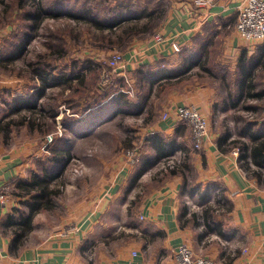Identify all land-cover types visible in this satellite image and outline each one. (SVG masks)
<instances>
[{
  "label": "crops",
  "instance_id": "1",
  "mask_svg": "<svg viewBox=\"0 0 264 264\" xmlns=\"http://www.w3.org/2000/svg\"><path fill=\"white\" fill-rule=\"evenodd\" d=\"M163 1L168 2L169 8L162 6L160 9L164 14L157 26L158 34L179 43L181 52L176 55L168 52L155 45L152 37L144 42L134 40L129 48L128 57L132 58V63L127 80L129 85L143 84L146 98L142 104L141 99L132 101L121 92L129 104L130 114L146 117V130L141 132L146 136L142 138L144 151L137 166L139 171L132 178L129 167L120 164L117 174H101L97 187L88 189L91 193L85 200H80L74 215L65 221L66 225H73L69 230L55 232L15 255L9 251L10 235L0 227V264H88L84 257L86 243L95 244L93 248L97 249L91 264H175L174 252L184 244L195 255L215 264H264V167L258 168L250 161L240 162L237 148L225 151L228 148L220 145L224 135L220 136L216 131H208V138L196 151L186 125L172 120L163 123L157 117L168 109L192 105L210 121L214 115L230 109L223 103L219 106L211 83L196 78L187 81L188 74L200 71L198 67L188 74L177 75L189 56L198 59L202 54L206 55L209 68L215 62L213 55L222 57L232 73L233 84L238 83L252 61L261 58L252 70V76L258 89L264 88V43L243 41L235 32L237 10L242 0ZM200 2L204 4L200 5ZM139 70L146 77L145 82L140 80ZM115 96L108 100L114 99L111 104L116 101L120 106ZM116 105V113L115 108L109 114L99 111L98 118H92L89 109H83L82 117L78 119L82 120V126L88 127L89 134L77 142L94 138L103 128L108 138L116 137L107 127L128 114L122 105V109ZM260 131L263 143V128ZM246 138L245 144H248V136ZM134 140L128 145L134 144ZM31 147H19L0 156V191L7 187L9 198L5 204L0 203V225L16 208L18 200L11 196L14 183L30 176L35 157ZM166 155L165 159L161 158ZM160 166L179 167L175 175L168 172L158 188L137 198L136 210L132 213L130 202L136 193L134 183L146 181L151 168ZM192 171L196 182L193 191H186L189 186L186 173ZM147 183L157 184L150 178ZM197 194L201 199L215 201L212 207L217 200L223 199L221 215L216 216L215 222L224 237L217 231L206 230L202 219L199 220V213L191 211L188 200H194ZM194 214L196 220L192 217ZM129 218L132 225L126 228L128 236L124 234L125 238H117L116 245L113 241L106 242L107 237L113 235L115 224Z\"/></svg>",
  "mask_w": 264,
  "mask_h": 264
},
{
  "label": "rangeland",
  "instance_id": "2",
  "mask_svg": "<svg viewBox=\"0 0 264 264\" xmlns=\"http://www.w3.org/2000/svg\"><path fill=\"white\" fill-rule=\"evenodd\" d=\"M167 3L163 0H0V129L4 128L0 130V156L19 147L32 146L31 153L35 155L32 159V173L41 171L44 166L51 167L54 172L58 170L57 166L50 163L55 148L63 149L72 156L58 181L52 184L57 192L50 201V205L54 206L52 211L36 215L33 222L34 231L29 234L22 249L41 243L55 232L69 230L73 225H66L65 221L74 215L80 200H85L91 193L88 189L97 187L100 175L107 172L117 174L121 164L120 166L129 167L133 178L140 169L137 166L144 151L142 138L146 133L142 135L141 132L142 129L144 132L146 130V117L132 116L129 107H124L125 113L128 112L124 115L125 118L120 116L124 121L117 120L107 127L111 134L113 132L117 135L112 138L105 135L107 132L104 134L103 128L94 138L77 142L78 135L89 134L88 127L79 124L78 118L82 117L86 106H89L92 118H98L99 111L109 114L117 102L111 104L114 99L109 101L108 98L121 92L126 93L132 101L141 99V103L144 102L145 86L139 82L128 84V68L132 63V58L128 57L131 50L129 48L134 40L144 42L158 35V25L145 34L140 32L145 24L142 20L123 24L124 29L132 28L130 30L136 32L124 46L120 39L109 38L106 33L96 32L86 24H79L67 14L80 15L91 10L94 18L105 20L110 16L107 11L113 10V7L131 6L133 10L141 13V9L147 8L161 9L164 6L168 9ZM38 7L42 9L43 14L35 20L27 18L26 15L36 14ZM25 43V50L13 60L18 53L17 47ZM114 53L121 54L128 62L119 77L112 73L108 65ZM213 56L212 60L215 62L210 65L212 78L200 71H193L186 77L188 82L196 78L211 83L215 88L219 106L222 107L227 90L229 87L233 89L231 86L234 78L223 58ZM34 70L41 71L47 80H50L45 83L48 85L44 86L43 81L35 76ZM42 90L45 93L41 98L39 93ZM17 99L33 101L37 105L40 117L34 128V118L28 111L22 110L17 115L12 113ZM150 109L154 111L153 108ZM157 117L161 121V116ZM262 128L264 130V99L245 100L235 109L218 113L208 120V131H216L220 136L228 134L230 140L238 143H245L249 130L261 134ZM132 139L136 141L128 145ZM133 149L139 150V153L132 159L129 154ZM168 168L152 167L146 181L134 183L136 193L134 200L130 202L132 213L136 210L134 207L138 202L137 198L141 199L151 190L158 188L169 172ZM186 175L189 182L186 191H193L196 182L194 173L187 172ZM149 178L157 184L147 183ZM195 191L198 193V188ZM17 200L22 201L20 198ZM214 202L201 199L197 194L194 200H188V205L191 211L200 214L205 208L214 206ZM20 203L16 201L14 209L24 210ZM129 225H132L130 218L126 222H118L115 224L113 235L110 234L105 241H113L116 245L117 238L128 236L126 228ZM94 245H85L87 251L84 257L88 264L94 261V253L97 250L93 248Z\"/></svg>",
  "mask_w": 264,
  "mask_h": 264
},
{
  "label": "trees",
  "instance_id": "3",
  "mask_svg": "<svg viewBox=\"0 0 264 264\" xmlns=\"http://www.w3.org/2000/svg\"><path fill=\"white\" fill-rule=\"evenodd\" d=\"M151 8V9H141V13L136 12L129 7H123L120 6L119 8H114L113 10H108L109 17L105 20H100L99 18H94L92 11L88 10L87 12L77 15L73 13L67 14L68 17L77 23H82L90 26L92 29H94L96 32L99 31L100 33H106L107 37L109 38H115L120 39L121 44L124 46L129 42V40L132 38V35L135 34V31H132L129 29H124L123 24L129 23V21H144L145 24H143L142 28L140 29V32L147 33L150 32L154 27H156L159 22H161V17L164 14L163 10H160L159 8ZM132 9V10H131ZM125 12V13H124ZM43 14V11L41 8L38 7V11L36 14H29L26 15L27 18L32 20L37 19L40 15ZM129 30V31H128ZM108 38V39H109ZM112 43V42H111ZM25 44L17 47V55L13 58V60H16V58L25 50ZM123 46V47H124ZM122 47V48H123ZM242 60V58H241ZM260 59L257 61H252L249 66V70L244 72V74H241L240 79L237 80L238 83L233 84V89L229 87L227 90L225 100L223 101V106L230 109H235L240 103H242L245 100L250 101H262L264 99V88L258 89V85L253 80V74L252 70L257 67V65L260 63ZM247 63V62H246ZM264 64V62H263ZM198 67L201 71V73L206 74L208 77L213 76V71L211 68L208 67V58L205 55H201L198 57V59L191 58L190 56L188 58H185V61L181 65V69L177 71V75H185L189 72L193 71V69ZM35 71V76L43 81L44 86L48 85L45 83L50 82L48 81L45 75L38 70ZM142 70L138 71V74L141 75L140 80L144 81L146 80V77H144ZM49 77V76H48ZM54 79V78H53ZM224 81V80H223ZM54 84V82L52 83ZM225 85V84H224ZM55 86V85H50ZM44 89V88H43ZM46 89H48L46 87ZM45 91L42 90L39 94L42 97H44ZM118 95V96H117ZM116 98L120 102L116 105L117 107L121 108V105L123 107H129L128 102L125 101L124 96L121 94H117ZM20 100V101H19ZM228 102V104H227ZM15 103L17 104L13 110V114L17 115L22 110L28 111L29 115L34 118L32 122V127L34 128L35 123L38 121L40 117V112H37V105L34 104L33 101H27L22 99L15 100ZM144 103V102H143ZM142 103V104H143ZM89 106L85 107V110H88ZM250 108V107H248ZM122 109V108H121ZM118 109L115 107L114 113H116ZM24 121V119H23ZM27 122V120H26ZM30 121H28L29 124ZM82 122L81 119L78 120V123L80 124ZM83 123V122H82ZM4 130V128H1ZM0 129V130H1ZM79 138H83L85 135H78ZM249 139V145L245 143H238L234 140H230V137L228 134L224 135L223 141L220 143V145L226 146L228 145L227 141L229 142L227 148L225 151H230L231 148H237L239 150V158L238 160L240 162H247L250 161L252 164H254L258 168L264 167V142H261V136L258 133H252L250 132L248 135ZM56 151H54V155L52 159L50 160V163H52L54 166L58 167L57 171H52L51 167L44 166L41 168V171H37L35 173H30V176L28 179L25 180H19L14 183V191L11 193V196L14 197V199H22V201L18 202L24 207V210H18L13 209L9 214H7L4 217V220L1 222V229L3 232L8 233L10 235V244H9V251L12 254H17L20 252L22 247L24 246V242L29 236L30 233L34 231V219L37 214L39 213H46L50 212L53 209V205H50V201L52 197L57 195V192L53 188V183L58 181L60 176L62 175L63 168L70 162L72 159V156L69 152H64L63 149L58 148V150L55 148ZM168 157L166 155L165 157H161L162 159ZM50 166H52L50 164ZM179 166H169V173L171 175L176 174V170ZM142 172V171H141ZM180 173V172H179ZM138 176V175H136ZM183 181L185 179L183 178ZM187 183V182H186ZM223 204V199L217 200L215 207H208L205 208V210L202 211L199 215L200 218L203 221L204 227L206 230L209 231H217L218 234L221 233L217 230L218 224L215 222L216 216L219 215L220 205ZM192 217L196 220L197 216L194 214ZM211 229V230H210ZM221 236H223V233H221Z\"/></svg>",
  "mask_w": 264,
  "mask_h": 264
},
{
  "label": "built area",
  "instance_id": "4",
  "mask_svg": "<svg viewBox=\"0 0 264 264\" xmlns=\"http://www.w3.org/2000/svg\"><path fill=\"white\" fill-rule=\"evenodd\" d=\"M204 4L200 2V5ZM237 20L234 25L235 32L243 41L258 44L264 43V0H242L237 10ZM154 44L163 47L172 54H179L181 46L175 41H170L163 35H156L153 38ZM128 64L121 54L114 53L109 59V68L112 73L121 76ZM103 73L101 72V76ZM105 77H108L105 75ZM184 124L191 134V142L193 149L200 150L203 142L208 138V120L202 116L198 110L192 105H180L178 107L168 109L161 115V121ZM174 125V124H173ZM139 150L133 149L129 154V158L137 157ZM138 160H136L137 162ZM131 163V161H129ZM8 188L3 187L0 191V203L3 205L8 201ZM142 220V218H140ZM89 252V251H88ZM243 252H246L243 250ZM92 255V251H90ZM175 264H215L212 261L195 255L193 250L187 245H180L174 252Z\"/></svg>",
  "mask_w": 264,
  "mask_h": 264
}]
</instances>
